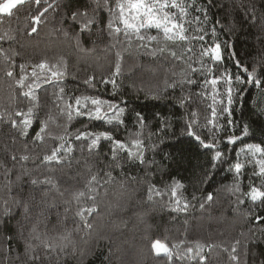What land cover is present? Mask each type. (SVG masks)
I'll return each mask as SVG.
<instances>
[{
    "label": "trees",
    "instance_id": "16d2710c",
    "mask_svg": "<svg viewBox=\"0 0 264 264\" xmlns=\"http://www.w3.org/2000/svg\"><path fill=\"white\" fill-rule=\"evenodd\" d=\"M185 3V19L200 17V24H185L189 39L183 41L167 40L155 29L143 34L157 39L144 41L110 31L109 21L123 27L109 11V6L115 10L116 0L108 6L105 0H41L39 5L27 0L10 18L0 16V264H264V219H256L264 217V204L248 195L251 187L264 190V176L254 174L259 168L250 154L237 158L247 144L264 147V0ZM197 8L207 9V20ZM41 12L34 24L32 18ZM72 12H87V17L73 21ZM87 19L94 23L81 31ZM34 26L37 31L31 32ZM198 27L207 33L204 42L191 39L204 34ZM213 40L221 44L220 64L200 56L201 47ZM41 62L63 75L44 73L37 80L32 70ZM118 63L120 73L114 75ZM244 68L255 70L260 86L234 85L240 91L234 94L229 126V116L222 112L227 85L221 80L214 90L204 81L221 77L226 69L247 81ZM188 79L196 83L188 84ZM104 80H115V87ZM30 86L33 96H24ZM216 91L221 95L214 105ZM80 96L123 107V123L76 116L75 98ZM213 106L220 128L207 123ZM29 110L32 124L23 135L24 117L16 113ZM189 123L205 143L216 146L204 148L189 136ZM45 126L43 138L36 139ZM80 132H108L129 146L139 139L144 162L122 150L113 159V142L103 137L89 148L90 138L76 139ZM233 135L242 139L227 143ZM61 145L59 162L44 160ZM217 151L223 156L214 161ZM237 162L244 165L240 174ZM92 176L97 178L91 185L95 200L78 199L77 193L88 192ZM93 205L91 215H78ZM157 240L169 247L171 260L156 254L152 245Z\"/></svg>",
    "mask_w": 264,
    "mask_h": 264
},
{
    "label": "snow or ice",
    "instance_id": "6c2138e0",
    "mask_svg": "<svg viewBox=\"0 0 264 264\" xmlns=\"http://www.w3.org/2000/svg\"><path fill=\"white\" fill-rule=\"evenodd\" d=\"M26 2V0H4L3 3H0V16L3 17H8L10 18L13 15V10L17 9L18 5H22ZM34 2L39 5L41 3V0H34ZM195 0H193V5L194 6ZM208 3L211 4V0H208ZM109 0H105V5L108 6ZM189 5L185 3V0H116L115 4V10L109 6V11L112 12L113 15L116 16L117 20L123 27H113V22L109 21L108 23V28L110 31L115 32L116 34H121L125 36L126 39L129 41L131 40L132 37H135L139 41H144L145 39H150V40H156V36H151V37H146L143 33L147 30L155 29L158 32L162 33L163 36L167 40H174V39H179V40H188L189 37L186 35L189 29L185 27V24H192L195 22L197 25L200 24V17H195L194 21H189L186 20L185 17L188 16V11L187 8ZM170 9H176L178 10L177 12H172ZM197 11H200L203 15L205 20H207V9L206 8H197ZM44 11L46 12L47 9L45 8ZM249 12H252L254 15V8H250L248 10ZM118 12V15H117ZM43 15V12L40 13V15L34 16L33 23L38 24L41 20V16ZM78 16H84L87 17V12H72L71 13V18L73 21L77 19ZM94 23V20L92 19H87L86 22L83 24V27L81 31L87 30L90 25ZM218 23V22H217ZM37 28L34 26L31 29V32H36ZM197 32H204V29L201 27H198L196 29ZM207 35L206 32H204L203 35H196L191 37L193 40H198L200 42L205 41V36ZM212 36H216V29L213 27L212 28ZM143 46V45H142ZM192 49H189V52H191ZM173 55H175L173 53ZM200 56L201 58L203 57H210L212 62L214 64H220L223 59V53H222V48L220 43H216L215 40H213V43L211 45H206L201 47L200 51ZM232 57L234 58V53L232 54ZM202 68H203V60L200 61ZM237 67H240L239 61H236ZM23 65H21V68L23 69ZM36 69H39V73L37 72ZM193 72L198 71L197 69L193 68ZM244 72L247 73V81L242 79L240 75H236L235 77L232 76L231 73L225 70V72L222 74L221 77H213L210 80H205L204 83L210 84L212 88L215 90L217 84L223 80V82L227 85L226 95L227 97V106L222 109V112L227 113L229 116L228 119V125L231 126L233 124V121L231 120V105L234 102V94L238 93L240 91L239 88H236L234 85H242L245 82L247 83H255L257 87L260 86V81L258 79H255V70L253 72H248L247 68L243 69ZM44 73H50L51 78H56L60 77L63 75L62 72L58 71L55 69L54 66H48L45 62H41L38 65H35L32 70V76L35 77L37 80L41 78V76ZM120 73V64L118 63L116 65V73L114 75H119ZM9 76L12 75L11 72L8 73ZM90 78L89 81H86L85 83H91ZM45 82H51V80L48 77H45ZM18 83H23V79L19 81ZM103 83H112L113 86L115 87V80H104ZM188 84H195L196 81L193 79H188L187 80ZM39 86V85H37ZM63 91V89H61ZM24 96H33V92L30 90L28 92L23 93ZM221 95L218 91L214 92L213 95V104L215 105L217 103L216 96ZM34 98V97H33ZM219 103H223V100L219 101ZM89 104L92 106L91 108L89 107ZM75 114L76 116H87L90 119H95V120H105L107 123H112L113 121H116L117 123L122 124L123 120L121 119V116L123 115L125 109L123 107H119L116 104H113L108 101H104L98 98H94L91 96H80L75 98ZM107 107L108 111H104V107ZM68 107L71 109L72 105L69 104ZM109 111H114L115 115L109 116L108 112ZM17 116H22L24 117L20 123L23 125V135H27V129L30 127L32 124L31 120V110L27 114H24L22 112H17ZM192 117L196 116V113L193 112L191 113ZM137 120L142 124L143 123V117L137 113ZM68 117L71 120L72 117V112L69 111ZM216 117H217V108L212 107V119H209L207 121L208 124L212 125L213 128H220L222 127L216 122ZM13 127H16L17 122L12 121ZM192 123H189L187 126V134L189 136H194L197 141L200 142L201 146L204 148H213L216 145L214 143H205L199 135H196V133L192 130ZM45 127H41L40 131L37 132L36 134V139H42L41 133L45 131ZM248 126L245 125L243 129V136L248 135ZM103 137L106 140L112 141L113 142V159H116V152L117 150H122L127 153L128 157L134 158V157H139L140 162L143 163V153L139 151L143 143L139 139L133 140L131 142V145L129 146L128 144H125L123 141L120 140H115L113 136L108 133V132H101V133H88V132H80L76 135V139L80 140L82 138H90L91 139V144L89 145V148L95 147L99 140ZM242 139V137L238 136H229L227 138V143L229 144H235L237 140ZM63 148V145L60 147L56 148L55 150L52 151L51 155H46L44 157L45 161H53L56 160L59 162V155L58 153L61 151ZM135 148L137 149L136 152H133L131 149ZM68 152H71L72 149L68 148ZM241 154L249 155L253 158L252 163L256 167L259 168L258 173H254L256 175L264 176V147H262L260 144H247L245 147L241 148L237 152V158ZM223 156V153L217 151L215 156L213 157L214 161L215 160H220L221 157ZM13 160L16 159L15 156L12 157ZM23 160H27V156L21 157ZM215 167V165H213ZM244 165L241 162H237L234 166L235 172L237 174L241 173L242 168ZM96 176H92L91 181L89 182L88 186V192L85 193L83 191L77 193V198H82L86 197L88 200H95V188L92 187V182L96 181ZM33 184H36L37 181L33 180ZM45 183H50V181H45ZM176 187H181V185L177 184ZM151 191V189H150ZM159 194V193H158ZM171 195L173 197L177 196L175 188L172 190ZM250 196V199L253 202L260 201L262 204H264V190H261L260 188L257 187H251L250 192L248 193ZM195 198V197H194ZM208 200L212 199V196L209 194L207 197ZM180 201L179 199L176 200V204L179 205ZM188 204H184V209H187ZM203 207V205H201ZM96 210L95 206L91 207H82L80 209V212L78 215L81 217H84L86 214L91 215L94 211ZM257 220L264 219V217H257ZM85 226L90 227V225L87 224L85 221ZM39 239V237H37ZM61 240H68L67 236L61 237ZM183 243V242H181ZM237 244H239V241H236ZM153 249L156 251L157 255H160L163 253L165 256L168 257L169 260L172 259V252L170 251L169 247L162 243L161 241L157 240L153 243L152 245ZM178 247V245H176ZM197 247H201L199 244H197ZM46 250H51V245H45ZM188 252H192V248L187 249ZM232 252H236V247L232 248ZM31 259L33 261H39L40 257L39 256H32ZM204 258L201 257V260ZM233 260H238L237 256L232 257Z\"/></svg>",
    "mask_w": 264,
    "mask_h": 264
},
{
    "label": "rangeland",
    "instance_id": "374dc122",
    "mask_svg": "<svg viewBox=\"0 0 264 264\" xmlns=\"http://www.w3.org/2000/svg\"><path fill=\"white\" fill-rule=\"evenodd\" d=\"M27 1V0H26ZM161 254H163V253H161Z\"/></svg>",
    "mask_w": 264,
    "mask_h": 264
}]
</instances>
